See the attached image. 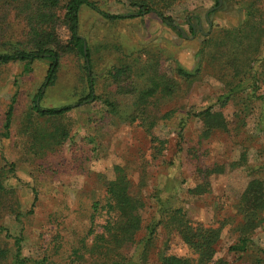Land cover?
Masks as SVG:
<instances>
[{
  "label": "rangeland",
  "instance_id": "rangeland-1",
  "mask_svg": "<svg viewBox=\"0 0 264 264\" xmlns=\"http://www.w3.org/2000/svg\"><path fill=\"white\" fill-rule=\"evenodd\" d=\"M94 1L110 14L130 15L137 11L130 0ZM218 1L180 0L166 8L165 15L179 29L155 13L111 22L86 6L81 8L79 32L91 50L95 95L117 103L119 113L111 114L100 100L78 106L88 94L84 60L79 55L61 58L52 86H45L51 65L48 59L35 60L29 72L24 70V63L0 66V179L9 192L0 201V230L6 229L12 238L24 239L26 257L45 256L52 264H68L74 246L88 234L94 203H103L105 185L116 178L115 169L121 167L146 203L141 211L143 230L137 240L147 235V225L159 214L156 196L161 191V197L170 196V205L183 210L194 223L222 229L213 264L255 262L252 254H236L229 249L240 237V197L251 180L264 178V170L262 174L253 171L264 165V111L259 102L250 105L247 112H242L241 99L231 102L221 110L229 122V131H218L209 139L201 138V122L187 114L193 108H206L228 90L227 73L217 72L218 64H208V57L217 52L216 44L224 38L225 31L237 30L242 24L243 0H223L220 7ZM9 17L8 30L16 41L23 40L24 23L13 14ZM8 30L1 35L5 38L1 49L10 38ZM59 34L63 41L69 38L65 27L59 29ZM178 65L190 72L199 68L201 74L188 84L176 74ZM121 68L129 71L120 83H115L108 72ZM154 69L178 80L180 85L176 95L167 99L158 96L156 106L151 108L153 115L175 113L153 130L154 136L166 142L162 155H158V144L152 142L139 122L126 121L135 100L132 89L138 93L146 89L151 71H157ZM262 94L264 88L258 93ZM14 95L13 121L7 132L5 115ZM35 102L43 109H73L57 121L48 120L34 111ZM182 120L188 121L181 142L178 133ZM60 125L68 138L61 145L46 146L45 142L42 155L41 137L35 138L37 131L45 128L46 135L55 128L61 130ZM243 155L247 164L234 167L243 161ZM217 167L224 170L208 171ZM198 185L206 191L200 195L189 192ZM103 223L101 218L96 220L97 233L102 231ZM6 235L4 231L0 237L12 249L14 241ZM93 240L90 237L84 244L90 247ZM253 240L264 245L263 228L254 233ZM134 248L125 247L123 251L131 254ZM160 252L196 257L178 233L165 224L158 227L143 264H160ZM90 261L96 264L97 255Z\"/></svg>",
  "mask_w": 264,
  "mask_h": 264
},
{
  "label": "trees",
  "instance_id": "trees-1",
  "mask_svg": "<svg viewBox=\"0 0 264 264\" xmlns=\"http://www.w3.org/2000/svg\"><path fill=\"white\" fill-rule=\"evenodd\" d=\"M130 1L131 6L137 11L130 15H116L102 11L94 0H0V25H2L0 26V66L24 63V70L29 72L35 60L48 59L51 65L45 86H52L56 81L61 58L66 54L79 55L84 60L88 94L79 101L78 106L100 100L109 112L114 114L120 106L108 97L95 95L96 80L92 72L91 50L86 46L87 52L85 53L86 39L81 37L79 32L81 8L86 6L111 22L155 13L166 24L176 29L179 28L174 24L173 19L165 15L164 10L180 0ZM218 4L219 1L217 6ZM241 9L243 10L242 24L237 30L225 31L224 38L216 44L217 52L208 57V64L213 65L214 62L218 64L217 72L227 73L226 75L230 78L227 83L228 90L206 108L199 111L193 108L187 112L188 117L201 122L202 139H209L218 131H229V122L221 110L237 99L242 100V112H247L250 105L257 102L264 111V95H258L264 88V0H243ZM12 14L25 25L21 29V35H25L23 40L16 41L8 30L9 15ZM7 18L8 24L6 23ZM61 27H65L69 33L66 41L60 37ZM5 30H8L7 34L10 38L5 41L6 44L1 49V41L5 39L1 35ZM204 54V51L200 52V55L204 56ZM128 71L129 69L124 68L116 69L114 73L109 71L108 76L115 83H120ZM157 71H151L148 77L149 85L146 89L139 93L132 89L131 93H134L135 100L126 121L139 122L140 126L145 128L151 136L152 142L158 144L155 147L158 155H162L166 142L154 136L153 130L162 120H170L175 113L168 111L161 115L158 113L153 115L151 108L156 106L154 100L158 101V96L167 99L176 95L180 91V85L178 80ZM175 71L188 84H192L201 74L199 68L190 72L181 65H178ZM16 97V95L12 97L5 115L4 129L7 132L12 125ZM38 97H41V92ZM72 109V106L43 109L36 102L34 106V111L38 116L55 121L64 117ZM237 116L240 117V114L237 113ZM187 121L182 120L179 124L178 135L181 142L184 140ZM60 127L61 130L55 128L53 132L46 135L43 133L45 128L37 131L35 138L41 137L42 152H40L42 155L45 154V148H42L45 142L46 146L61 145L68 138L67 131H64L65 128L61 125ZM4 136L8 138L9 133H4ZM242 159L243 161L240 164L236 163L234 167L244 163L246 165L245 155ZM222 170L224 167L208 171L222 172ZM263 170L264 165L253 169L257 174H262ZM115 171L116 178L105 185L106 197L103 203L95 202L91 209L92 213L89 217L91 226L88 234L74 246L68 257L70 259L68 264H92L89 260L96 255V264H143V261L147 260L148 249L153 244L158 227L162 224L174 229L196 257H179L160 252L158 257L160 264H213L222 229L194 223L184 214L183 210L170 205V196L161 197L159 194L161 191H158L156 196L159 214L147 225V235L142 240H137V236L143 230L141 211L146 207V203L134 191L131 181L126 177L125 169L117 167ZM205 191L202 185L189 190L198 195ZM8 194L7 188L0 179V201ZM237 212L242 218L240 237L229 250L241 255L252 254L255 261L253 264H264V245L259 246L253 240V235L259 228H263L264 232V178H254L248 183L240 197ZM99 218L104 223L100 226L102 231L97 233L95 225ZM4 231L7 234L6 238H12L6 229H1L0 235ZM90 237H94L93 244L87 247L84 242ZM12 239L14 242L11 249L0 237V264H52L45 256L39 259L26 257L23 253L24 239L19 236H13ZM125 247L135 248L131 254H128L123 251ZM82 249L85 253H81ZM254 253H257V256ZM259 254L262 257L259 258Z\"/></svg>",
  "mask_w": 264,
  "mask_h": 264
},
{
  "label": "water",
  "instance_id": "water-1",
  "mask_svg": "<svg viewBox=\"0 0 264 264\" xmlns=\"http://www.w3.org/2000/svg\"><path fill=\"white\" fill-rule=\"evenodd\" d=\"M222 1H223V0H219L218 7H220V6L222 5ZM178 29H179V28H178ZM181 33H182V35L185 37V33H184L183 31H182ZM84 49H85V53H86V52H87V51H86V50H87V49H86V45H85Z\"/></svg>",
  "mask_w": 264,
  "mask_h": 264
},
{
  "label": "flooded vegetation",
  "instance_id": "flooded-vegetation-1",
  "mask_svg": "<svg viewBox=\"0 0 264 264\" xmlns=\"http://www.w3.org/2000/svg\"><path fill=\"white\" fill-rule=\"evenodd\" d=\"M195 31V30H194Z\"/></svg>",
  "mask_w": 264,
  "mask_h": 264
}]
</instances>
